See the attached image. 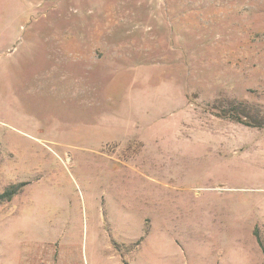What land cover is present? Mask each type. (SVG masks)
Segmentation results:
<instances>
[{"label": "rangeland", "instance_id": "1", "mask_svg": "<svg viewBox=\"0 0 264 264\" xmlns=\"http://www.w3.org/2000/svg\"><path fill=\"white\" fill-rule=\"evenodd\" d=\"M18 182L0 264H264V0H0Z\"/></svg>", "mask_w": 264, "mask_h": 264}, {"label": "trees", "instance_id": "2", "mask_svg": "<svg viewBox=\"0 0 264 264\" xmlns=\"http://www.w3.org/2000/svg\"><path fill=\"white\" fill-rule=\"evenodd\" d=\"M231 118L233 120H235L237 122H241L247 126L257 127V126L262 125L261 123H251L249 121H245L241 117L236 115L235 113H234V115H231ZM28 184H29L28 182H18V183L11 184L3 193L0 194V203L12 200Z\"/></svg>", "mask_w": 264, "mask_h": 264}]
</instances>
